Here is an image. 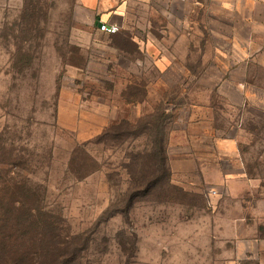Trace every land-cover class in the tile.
<instances>
[{
	"label": "rangeland",
	"instance_id": "374dc122",
	"mask_svg": "<svg viewBox=\"0 0 264 264\" xmlns=\"http://www.w3.org/2000/svg\"><path fill=\"white\" fill-rule=\"evenodd\" d=\"M155 3H129L125 27L107 35L80 0H0V215L19 220L0 226L18 231L33 264L62 250L66 264H264V68L226 73L221 57L251 29L203 9L188 16L199 32L183 25L179 38L168 2ZM231 77L247 85L239 108L224 103L241 101L221 88ZM208 102L249 180L240 199L170 167L189 112ZM122 122L123 138L105 135ZM157 128L168 178L148 158ZM143 176L158 181L140 187Z\"/></svg>",
	"mask_w": 264,
	"mask_h": 264
},
{
	"label": "crops",
	"instance_id": "0c3cea01",
	"mask_svg": "<svg viewBox=\"0 0 264 264\" xmlns=\"http://www.w3.org/2000/svg\"><path fill=\"white\" fill-rule=\"evenodd\" d=\"M163 1L168 2V8L177 16L175 21L180 25L179 38L186 36L183 25L189 26L192 36L199 32L198 17L194 15V22L188 16L198 14L203 9L227 19L231 15L236 17L240 25L251 29L252 36L245 45L240 44L237 37L234 48L223 52L221 57L226 73L232 74L249 64L264 68V0H233L228 7L220 6L219 0H80V3L84 10L93 15L97 27L104 23L122 29L128 22L129 3L143 2L157 6L155 2L161 4ZM225 39L230 45L228 35ZM209 43L213 48L214 38ZM246 86V83L233 77L223 81L221 88H227L241 98L236 103L228 95L229 103L227 100L224 103L239 108L247 96ZM213 113L209 102L205 106L192 108L187 119L190 128L184 130L182 142L176 143L174 136L171 137L175 144L171 143L170 146V167L174 176H181L192 187L211 186L224 190L231 198L240 199L243 191L250 188L249 180L239 160L235 139L225 137V132L214 127L213 115L209 117ZM204 122L207 124L203 125Z\"/></svg>",
	"mask_w": 264,
	"mask_h": 264
},
{
	"label": "trees",
	"instance_id": "16d2710c",
	"mask_svg": "<svg viewBox=\"0 0 264 264\" xmlns=\"http://www.w3.org/2000/svg\"><path fill=\"white\" fill-rule=\"evenodd\" d=\"M130 125L127 122H122L120 125H113L110 127L106 132L105 135L112 137L114 139L123 138L126 134L130 132ZM152 143H153V149L151 154L149 155V159L154 163V168H156L155 177L160 179L162 177L168 178L169 176V166H168V155H167V136L165 133H163L162 128H157L155 131H152ZM146 177L143 176V180L137 181V184L140 187H144L145 185L152 186V184H155L154 182H157L158 180L154 182H148V180L145 179ZM145 179V180H144ZM207 204L210 203L209 196H204ZM17 205L22 206L23 202L21 201H13L12 206L16 207ZM14 212H16L14 208ZM41 218V215H34L33 213L28 214L26 217V221L31 223L35 222L36 220H39ZM16 221H19L18 218L13 215H7L2 217L0 215V225L4 223H14ZM15 233H12L11 231H5L4 228L0 226V264H33L34 258L32 257V254L29 252H26L25 250H21L20 246L18 245L17 238L14 234H16L18 231H15ZM59 245V244H58ZM62 245V244H60ZM66 258L64 250H62L58 255H56L55 259L50 264H66Z\"/></svg>",
	"mask_w": 264,
	"mask_h": 264
},
{
	"label": "built area",
	"instance_id": "2783aa9c",
	"mask_svg": "<svg viewBox=\"0 0 264 264\" xmlns=\"http://www.w3.org/2000/svg\"><path fill=\"white\" fill-rule=\"evenodd\" d=\"M99 31L107 35H116L117 33L121 31V29L115 25H108V24L101 23L99 25ZM217 194L218 193L216 191L210 192V196L212 195L216 196Z\"/></svg>",
	"mask_w": 264,
	"mask_h": 264
}]
</instances>
